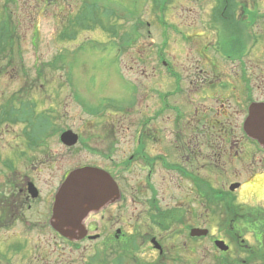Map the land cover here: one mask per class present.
Listing matches in <instances>:
<instances>
[{"label":"flooded vegetation","instance_id":"obj_1","mask_svg":"<svg viewBox=\"0 0 264 264\" xmlns=\"http://www.w3.org/2000/svg\"><path fill=\"white\" fill-rule=\"evenodd\" d=\"M193 1L197 12L182 9L172 15L177 21L153 9L151 19L127 26L131 34L148 28L144 53L129 60L136 73L128 102L107 99L111 110L101 102L86 110L72 99L87 118L73 128L60 94L51 95L43 100L58 103L47 108L50 130L29 147L22 128L0 154V264H200L201 239L243 244L245 229L264 241V140L251 129L253 118L264 121V0ZM66 130L78 134L76 145L61 141ZM54 136L92 159L74 168L107 176L81 227H67L71 236L56 227L55 200L74 168L49 179ZM245 185H255V195L241 200ZM201 228L207 235L191 234ZM41 232L49 233L44 241Z\"/></svg>","mask_w":264,"mask_h":264},{"label":"rangeland","instance_id":"obj_2","mask_svg":"<svg viewBox=\"0 0 264 264\" xmlns=\"http://www.w3.org/2000/svg\"><path fill=\"white\" fill-rule=\"evenodd\" d=\"M4 1L0 0V4ZM18 2L15 15L19 22L17 31L20 47L19 50L15 49V59L18 61L22 59L25 68L24 71L19 66L15 67L16 69L11 68L0 77V104L9 95L18 93L25 88L39 100H43L42 97L47 93L50 100L52 99L50 94H60L63 103L60 102L58 107L66 113L64 123L66 126L77 128L83 120L87 119L83 117L84 112L77 104L86 110H97L98 104L95 102H101L104 109L109 111L112 108L108 107L107 99L116 100L118 98L125 102L129 101L131 79H134V73H136L131 70L132 61L129 62V60L133 57L140 59L139 56L144 53L140 50V43L146 40L148 28L144 27L145 24L143 25V33L137 39V46L133 44L128 49L129 41L121 40L120 42L119 39L106 33V30L120 23L121 29L117 28L121 35L127 30V26L133 25L136 18L138 21L151 19L153 17V13L151 15L153 1L66 0L59 1L58 5L54 2L49 4L38 0H18ZM95 2L96 4H94ZM97 2L101 7L99 10L96 9L97 6H94L97 5ZM199 4L200 2L193 0H171L163 5L166 7L169 21H177L175 18L172 19V15L182 9L186 13L189 12L188 9L196 11ZM54 8L55 10L51 12L50 9ZM85 10H88V13ZM130 13L136 16L133 19H128L127 15ZM118 16L123 18L118 20ZM80 17H86L87 20H80ZM82 21L84 24H79ZM65 31L68 33L63 37ZM156 40L160 39L156 38ZM123 49L126 50L123 52ZM17 51H20V55ZM144 58L142 57V59ZM140 65L142 66L138 67L143 68L144 62L142 61ZM67 66L68 75L64 70ZM39 74L41 79L37 81V87L34 88V79L39 77ZM67 77H69V81L66 83ZM24 94H26V90H24ZM70 94L77 104L73 102ZM55 103V99L53 102L47 100L40 108L57 107L58 103L57 105ZM106 113L107 111L104 114ZM22 128L24 126L5 127V123H0V154H5L6 148L10 149L11 145H15V138L19 135L22 137ZM49 144H51L50 148L57 162L55 167L48 171L49 179L52 182H56L67 169L92 160L86 155L83 147L67 151L63 144L58 142L57 137L51 139ZM2 158L1 156L0 159ZM0 169H6L1 160ZM44 176H46V171ZM243 194L241 193V195ZM250 194L255 195L254 191L249 189L246 197L248 198ZM214 228L216 231V227ZM226 228L228 227H224V230ZM48 234L41 232V240L44 241L48 238ZM244 234L247 241L243 244L240 241L228 242L227 244L232 250L224 256L240 258L244 262L248 259L251 262L248 253L256 251L257 241L253 234L246 233L245 229ZM180 241H182L181 238ZM200 241V251L195 254L196 259L198 255L200 264H212L216 258L221 259V251L217 249L210 238L207 237ZM144 253L142 250L135 251L138 259ZM260 259H257L259 261L255 264H264Z\"/></svg>","mask_w":264,"mask_h":264},{"label":"trees","instance_id":"obj_3","mask_svg":"<svg viewBox=\"0 0 264 264\" xmlns=\"http://www.w3.org/2000/svg\"><path fill=\"white\" fill-rule=\"evenodd\" d=\"M17 2L14 0L4 1V3L0 4V77L3 74H6L9 69H15L24 63L21 60L15 59L16 51L19 50L20 43L19 42V33L17 31V18L15 15V11L12 8L16 7ZM96 4V2L94 3ZM96 6V5H94ZM96 8V7H95ZM99 10V8H96ZM88 13V10H86ZM92 17V16H91ZM90 17V21L92 20ZM96 19V18H95ZM80 20L86 21L87 18H81ZM79 24H84V22H80ZM108 33L112 36L117 35L118 33L113 27L107 29ZM68 33L65 31L63 33V37ZM74 32V36H75ZM72 37V35H71ZM20 55V51H17ZM37 81V80H35ZM21 89L20 91L23 92ZM24 93V92H23ZM23 97L19 93H14L9 95L4 99V102L0 105V123H21L27 122L28 125L25 127V137L28 140L30 147L33 146L34 143H37V138H42L43 134L50 130L51 121L49 114L38 113L35 114L34 109L32 108V103L22 101ZM29 126V127H28ZM256 251L247 252L249 255V259L251 262H244L240 258H230L227 256L220 257L221 259L216 258L212 264H255L260 261L264 262V241H257Z\"/></svg>","mask_w":264,"mask_h":264},{"label":"water","instance_id":"obj_4","mask_svg":"<svg viewBox=\"0 0 264 264\" xmlns=\"http://www.w3.org/2000/svg\"><path fill=\"white\" fill-rule=\"evenodd\" d=\"M256 112L254 109L252 116L255 117ZM260 112L264 115V108ZM251 127L253 134L264 140V121L254 122L253 118ZM62 138L70 145L75 144L78 140V136L72 131H66ZM103 179L104 174L98 168L83 167L73 170L63 182L57 194L56 209L58 226L65 234H71L67 227H81L87 212L97 206L102 196L99 186ZM197 234H205V231ZM216 244L222 250L229 249V246L223 241Z\"/></svg>","mask_w":264,"mask_h":264},{"label":"clouds","instance_id":"obj_5","mask_svg":"<svg viewBox=\"0 0 264 264\" xmlns=\"http://www.w3.org/2000/svg\"><path fill=\"white\" fill-rule=\"evenodd\" d=\"M245 188L246 189H253V190H255L256 186L255 185H245ZM246 196H247V193L241 195L240 199L241 200H244V199H246ZM258 196H259V199L261 201H264V189H262V190L259 191Z\"/></svg>","mask_w":264,"mask_h":264},{"label":"bare ground","instance_id":"obj_6","mask_svg":"<svg viewBox=\"0 0 264 264\" xmlns=\"http://www.w3.org/2000/svg\"><path fill=\"white\" fill-rule=\"evenodd\" d=\"M248 191H249V189H244V193H247L248 194Z\"/></svg>","mask_w":264,"mask_h":264}]
</instances>
